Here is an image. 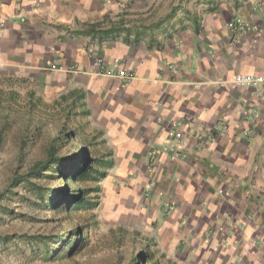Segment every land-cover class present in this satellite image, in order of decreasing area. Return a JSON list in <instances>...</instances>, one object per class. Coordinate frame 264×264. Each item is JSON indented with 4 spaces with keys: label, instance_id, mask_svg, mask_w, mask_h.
I'll return each instance as SVG.
<instances>
[{
    "label": "crops",
    "instance_id": "1",
    "mask_svg": "<svg viewBox=\"0 0 264 264\" xmlns=\"http://www.w3.org/2000/svg\"><path fill=\"white\" fill-rule=\"evenodd\" d=\"M234 22L263 27L264 0H0V78L37 81L88 146L120 153L185 264H264V98L231 85L264 76V32Z\"/></svg>",
    "mask_w": 264,
    "mask_h": 264
},
{
    "label": "rangeland",
    "instance_id": "2",
    "mask_svg": "<svg viewBox=\"0 0 264 264\" xmlns=\"http://www.w3.org/2000/svg\"><path fill=\"white\" fill-rule=\"evenodd\" d=\"M64 103H54L43 94L38 82L30 78H0V192L10 179L27 173L43 160L54 138L58 140L57 156L69 155L84 146L92 157L107 154L97 148L101 145L88 146L85 127L79 130L81 120L77 122L70 110L67 113ZM116 154L113 165L104 170L106 177L100 184L98 207L53 217L55 214L47 210L35 209L32 196L23 191L8 206L32 218L9 221L0 215V234L15 230L64 233L81 226L89 239L84 250L72 259L50 263L26 261L16 252L9 254L3 250L0 264H185L180 258L169 256L165 246L167 234L161 225L166 221V213H157L150 192L143 193L139 183H125L119 178L124 164L118 161L120 153ZM101 170L102 167L98 168ZM148 253L152 256L150 261Z\"/></svg>",
    "mask_w": 264,
    "mask_h": 264
},
{
    "label": "trees",
    "instance_id": "3",
    "mask_svg": "<svg viewBox=\"0 0 264 264\" xmlns=\"http://www.w3.org/2000/svg\"><path fill=\"white\" fill-rule=\"evenodd\" d=\"M57 141V138L52 140L43 160L36 162L27 173L10 179L8 186L0 192V215L7 220L32 218L26 213H16L8 206L23 191L32 196L35 209L47 210L55 214L53 217H66L77 210H91L99 206L100 184L106 177L104 170L112 166V161L105 159L109 154L95 158L84 146L69 155L57 156ZM100 167L103 170L98 171ZM84 232L81 226L64 233L15 230L0 234V251L16 252L19 258L30 262L72 259L84 250L89 241ZM146 256L150 261L152 256L149 253Z\"/></svg>",
    "mask_w": 264,
    "mask_h": 264
},
{
    "label": "built area",
    "instance_id": "4",
    "mask_svg": "<svg viewBox=\"0 0 264 264\" xmlns=\"http://www.w3.org/2000/svg\"><path fill=\"white\" fill-rule=\"evenodd\" d=\"M232 31H237L240 33H247L249 31H254L256 33H263V27H248L241 23H230L229 25ZM88 57L94 62L95 73L99 76L106 78L116 79L121 83L122 86H127L133 79L131 72L123 69H114L110 67L97 53L92 50H88ZM56 66L54 64H49L45 67L46 71H56ZM68 73L73 72V69H68ZM231 85L236 89H250L252 90L254 97L264 98V76L258 75H237L231 81ZM170 139L175 141L180 140L181 134L177 132H170L168 134Z\"/></svg>",
    "mask_w": 264,
    "mask_h": 264
}]
</instances>
